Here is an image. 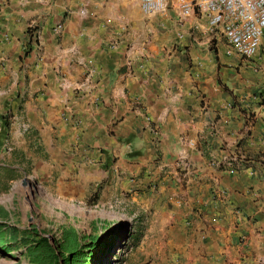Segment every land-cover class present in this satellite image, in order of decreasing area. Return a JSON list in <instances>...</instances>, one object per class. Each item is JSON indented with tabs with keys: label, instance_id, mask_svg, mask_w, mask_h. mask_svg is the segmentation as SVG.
<instances>
[{
	"label": "crops",
	"instance_id": "crops-1",
	"mask_svg": "<svg viewBox=\"0 0 264 264\" xmlns=\"http://www.w3.org/2000/svg\"><path fill=\"white\" fill-rule=\"evenodd\" d=\"M213 33L228 49L178 0L152 15L127 0H0V73L11 58L59 200L154 209L157 241L188 255L174 263L264 264V39L238 67L210 50ZM234 153L244 169L212 166Z\"/></svg>",
	"mask_w": 264,
	"mask_h": 264
},
{
	"label": "rangeland",
	"instance_id": "rangeland-1",
	"mask_svg": "<svg viewBox=\"0 0 264 264\" xmlns=\"http://www.w3.org/2000/svg\"><path fill=\"white\" fill-rule=\"evenodd\" d=\"M189 27L185 28L188 36L195 37L200 45L206 41L204 33H194ZM226 46L220 35L214 34L210 50L224 52ZM237 58L238 67L253 62ZM9 60L6 73H0V176L7 166L16 177L9 181L0 178V264H35L29 249L44 240L54 248L70 240L82 245L93 241L95 264H181L173 260L187 255L185 247L177 249L157 241L159 235L151 229L156 220L154 209L140 214L127 198L108 205L99 202L97 194L77 201L55 196L53 151L27 127L26 96L13 85L9 72H13V60ZM258 67L264 68V62ZM6 184L7 190L2 191ZM113 232L118 233L121 243L109 252L106 243Z\"/></svg>",
	"mask_w": 264,
	"mask_h": 264
},
{
	"label": "built area",
	"instance_id": "built-area-1",
	"mask_svg": "<svg viewBox=\"0 0 264 264\" xmlns=\"http://www.w3.org/2000/svg\"><path fill=\"white\" fill-rule=\"evenodd\" d=\"M119 1V0H113ZM139 3L146 15L166 13L170 0H127ZM183 17L200 13L207 18L212 31H218L228 44L227 54L251 60L257 56L264 39V0H178ZM63 25L57 27L61 30ZM31 39L37 40L34 26L28 29ZM247 155L234 153L211 162L218 169L231 173L244 169Z\"/></svg>",
	"mask_w": 264,
	"mask_h": 264
},
{
	"label": "trees",
	"instance_id": "trees-1",
	"mask_svg": "<svg viewBox=\"0 0 264 264\" xmlns=\"http://www.w3.org/2000/svg\"><path fill=\"white\" fill-rule=\"evenodd\" d=\"M29 31V30H28ZM5 127L10 128V121L5 118ZM4 180L15 179L14 170L5 166L1 169ZM2 181V180H1ZM3 186V185H2ZM8 185H4L1 189L7 190ZM121 240L118 233H112L111 237L106 243L109 252L115 251L119 246ZM93 241L91 244L82 245L81 243L70 240L69 244L64 242L60 246L54 248L47 240L41 241L38 245H34L29 249V254L35 264H95L94 252L92 250Z\"/></svg>",
	"mask_w": 264,
	"mask_h": 264
}]
</instances>
